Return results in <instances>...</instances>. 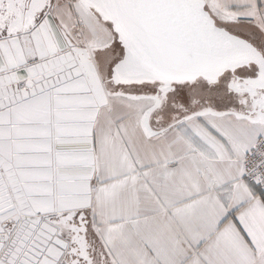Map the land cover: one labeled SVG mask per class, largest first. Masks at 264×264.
<instances>
[{"label": "snow or ice", "instance_id": "snow-or-ice-1", "mask_svg": "<svg viewBox=\"0 0 264 264\" xmlns=\"http://www.w3.org/2000/svg\"><path fill=\"white\" fill-rule=\"evenodd\" d=\"M0 264H264V0H0Z\"/></svg>", "mask_w": 264, "mask_h": 264}]
</instances>
